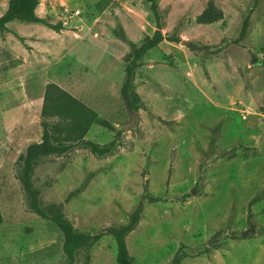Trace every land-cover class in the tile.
Masks as SVG:
<instances>
[{
    "label": "rangeland",
    "instance_id": "1",
    "mask_svg": "<svg viewBox=\"0 0 264 264\" xmlns=\"http://www.w3.org/2000/svg\"><path fill=\"white\" fill-rule=\"evenodd\" d=\"M155 1L165 40L135 70L134 113L118 92L129 47L113 30L135 44L151 35L148 0H39L36 15L62 30L13 21L0 33V264L67 263L60 232L27 211L14 176L41 137L48 83L113 127L92 125L86 139L120 131L106 156L76 147L34 168L43 208L102 233L73 264H116L107 229L139 207L125 238L136 264H168L178 250L180 264H264V0Z\"/></svg>",
    "mask_w": 264,
    "mask_h": 264
},
{
    "label": "trees",
    "instance_id": "2",
    "mask_svg": "<svg viewBox=\"0 0 264 264\" xmlns=\"http://www.w3.org/2000/svg\"><path fill=\"white\" fill-rule=\"evenodd\" d=\"M148 1L156 23L155 30L151 35L144 37L139 44H135L128 40L119 24L113 30L114 36L129 47L123 68V79L118 92L127 110L132 113L140 107V98L133 83L135 70L147 53L165 40L161 31L156 1ZM38 4L39 0H9L7 8L0 15V33L7 31V25L13 21L38 24L54 31L62 30L63 27L60 24H50L46 18L36 15L35 10ZM204 17L200 18L202 22L209 21ZM246 29L247 22L245 21L240 30V39L244 37ZM14 36L19 41H23L16 34ZM92 125L113 129L107 121L99 118L89 106L57 84L48 83L44 89L40 110L41 137L37 141L27 143L14 162V176L24 195L27 211L50 222L58 229L62 241L61 249L67 260L66 264H73L77 259V253L91 248L101 238L102 233L78 231L60 209L51 212L43 208L40 204L39 193L33 186L32 175L41 157L62 156L76 147L87 148L97 156L110 154L115 147L120 131L118 130L108 143L98 144L85 138ZM258 200L259 198H254L250 203ZM140 214L141 208H136L130 213L125 224L111 226L107 229V233L114 240L116 264H136L128 253L125 238L137 226ZM1 221L0 214V223ZM185 257L187 255L178 250L168 264H180Z\"/></svg>",
    "mask_w": 264,
    "mask_h": 264
},
{
    "label": "built area",
    "instance_id": "3",
    "mask_svg": "<svg viewBox=\"0 0 264 264\" xmlns=\"http://www.w3.org/2000/svg\"><path fill=\"white\" fill-rule=\"evenodd\" d=\"M60 9L62 12L66 11L67 10V5L65 4V2H62L60 5H59Z\"/></svg>",
    "mask_w": 264,
    "mask_h": 264
},
{
    "label": "water",
    "instance_id": "4",
    "mask_svg": "<svg viewBox=\"0 0 264 264\" xmlns=\"http://www.w3.org/2000/svg\"><path fill=\"white\" fill-rule=\"evenodd\" d=\"M132 121H133V117L131 116V121L129 123H127V124H124L123 128H127L132 123ZM243 237H245V233L242 234V238Z\"/></svg>",
    "mask_w": 264,
    "mask_h": 264
}]
</instances>
